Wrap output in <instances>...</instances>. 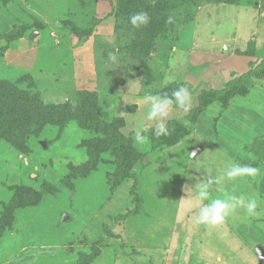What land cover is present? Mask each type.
Here are the masks:
<instances>
[{"label":"rangeland","instance_id":"obj_1","mask_svg":"<svg viewBox=\"0 0 264 264\" xmlns=\"http://www.w3.org/2000/svg\"><path fill=\"white\" fill-rule=\"evenodd\" d=\"M263 57L264 0H0V264H264V211L200 224L189 190L250 165L212 196L264 210V76L171 124ZM181 86L155 136L143 97Z\"/></svg>","mask_w":264,"mask_h":264},{"label":"clouds","instance_id":"obj_2","mask_svg":"<svg viewBox=\"0 0 264 264\" xmlns=\"http://www.w3.org/2000/svg\"><path fill=\"white\" fill-rule=\"evenodd\" d=\"M150 22L147 12L140 11L129 17V23L140 28L146 26ZM173 18L168 17L166 23H172ZM114 59V56L110 55ZM143 101L148 105L146 119L148 121H156L157 130L153 133L155 136L168 135V128L164 123L170 108L173 105L180 107L184 112H188L192 104V94L186 87H178L169 96L167 93L163 95L146 94ZM134 139L136 142H147L148 136L143 134V130L135 131ZM193 156L195 153L192 154ZM258 169L250 165H242L235 162H229L226 169L218 175H208L205 178H194L196 183L189 188L194 192V198L201 202V206L196 217L197 223L218 225L226 221V218L236 212L237 209H243L249 217L261 215L258 211V201L252 197H244L236 194H226L223 198L213 197L212 190L214 186H219L225 181L235 180L241 177H253L257 174ZM218 191L219 188L216 187ZM207 201V203H204Z\"/></svg>","mask_w":264,"mask_h":264},{"label":"trees","instance_id":"obj_3","mask_svg":"<svg viewBox=\"0 0 264 264\" xmlns=\"http://www.w3.org/2000/svg\"><path fill=\"white\" fill-rule=\"evenodd\" d=\"M211 1L214 2L215 0H211ZM262 76H264V57L259 61V63H257L252 68H250L247 72L241 74L240 76L236 77L235 79L233 78L230 81H228L225 84L223 89H221V90H202L198 94V102H199L198 107L191 110L189 112V114L184 116L182 119L172 120L171 124L174 126L176 124H181L184 119H187L189 117H193V115L195 113L199 112V110L203 107V104L207 103V101H213L215 99H219V98L223 97L224 95L228 94L233 89L235 90V88L240 87L241 86L240 83H242L243 81H246L247 79H249L251 77L260 78ZM173 107H175V105H173Z\"/></svg>","mask_w":264,"mask_h":264},{"label":"water","instance_id":"obj_4","mask_svg":"<svg viewBox=\"0 0 264 264\" xmlns=\"http://www.w3.org/2000/svg\"><path fill=\"white\" fill-rule=\"evenodd\" d=\"M257 253H258L259 261L262 262L263 259H264V251H263L261 248H259V249L257 250Z\"/></svg>","mask_w":264,"mask_h":264}]
</instances>
